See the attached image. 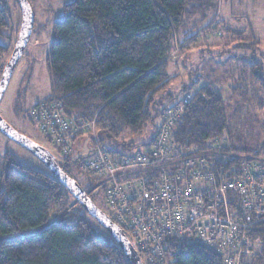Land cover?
Segmentation results:
<instances>
[{
  "label": "trees",
  "instance_id": "1",
  "mask_svg": "<svg viewBox=\"0 0 264 264\" xmlns=\"http://www.w3.org/2000/svg\"><path fill=\"white\" fill-rule=\"evenodd\" d=\"M218 2L72 0L64 5L62 15L53 23L46 58L51 94L28 110L30 121L38 129L31 110L41 104L55 105L68 120H95L96 139L103 148L112 151L117 150L112 149L114 145L134 149L133 142L125 140V133L140 135L153 126V135L142 145L144 148L158 130L160 123L155 121H161L168 108L179 104L182 96L191 92L193 100L185 106L172 130V139L184 149L204 152L209 140L230 133V102L227 104L222 94L223 87L208 76L196 92L191 87L198 84L197 79L178 95L161 96L173 79L169 75L173 55L178 49L182 54L184 49L195 45L199 31L209 32L213 24L192 31L197 26L191 20L197 16L202 20L208 18L210 12L217 10ZM7 27L6 9L0 0V38ZM251 44L248 50L258 48L257 43ZM7 51V46L0 43V58ZM241 60L248 63V77L252 81L240 77L243 87L233 106L247 95L249 83L264 89L263 65L253 55ZM258 105L264 106L263 98ZM40 134L62 159L55 161L74 178L69 163L81 170L84 159L92 153L93 139L81 137L75 143L88 144L90 154L81 157L73 152L65 156L49 137ZM220 152L224 159L216 160L214 168L227 170L235 162L231 156L248 154L249 158L264 159V140L251 152H239L231 145L222 147ZM83 189L95 203V195L91 194L94 186ZM251 233L264 240V223ZM0 264L129 263L114 239L48 170L19 163L6 153L0 160ZM175 264H222V258L201 246L183 244ZM246 264H264V245Z\"/></svg>",
  "mask_w": 264,
  "mask_h": 264
},
{
  "label": "built area",
  "instance_id": "2",
  "mask_svg": "<svg viewBox=\"0 0 264 264\" xmlns=\"http://www.w3.org/2000/svg\"><path fill=\"white\" fill-rule=\"evenodd\" d=\"M192 100L191 92L182 96L164 112L148 146L123 154L98 142L95 120H68L55 105H37L30 115L65 156L81 137L93 139L92 156L81 170L95 178L92 196L102 192L100 209L143 264H175L183 244L215 252L222 264H246L264 245L251 233L264 223V159L231 156L235 162L218 171L220 150L230 147L226 138L209 140L204 152L176 144L172 130Z\"/></svg>",
  "mask_w": 264,
  "mask_h": 264
},
{
  "label": "rangeland",
  "instance_id": "3",
  "mask_svg": "<svg viewBox=\"0 0 264 264\" xmlns=\"http://www.w3.org/2000/svg\"><path fill=\"white\" fill-rule=\"evenodd\" d=\"M28 1L35 17L34 28L27 48L0 100V115L17 131L46 148L57 161L61 162V157L45 142L36 125L30 121L28 110L51 94L46 58L52 41L53 23L62 15L64 5L72 0ZM2 5L6 9L8 27L3 29L0 43L7 46L8 51L0 58L1 70L11 57L21 25V11L15 0H2ZM191 23L197 26V29L192 31L202 30L208 23L212 25L209 32L199 31L195 45L184 49L182 54L178 49L173 55L169 69V75L173 76V79L161 97L178 95L183 87H188L197 79L198 84L194 88L191 87L192 92H196L197 87L209 76L210 81H215L214 83H219L223 87L222 94L227 104L230 102L228 113L230 133L221 138H227L228 144L239 152H251L264 140V106L258 105L262 98L264 100V89L249 83L247 95L235 106L233 103L240 98L238 95L242 91L240 77L251 80L248 77L250 76L248 63H244L241 58L253 55L264 68V0H219L217 10L210 12L208 18L202 20V17L197 16ZM252 42L257 43L258 48L248 50L247 47L253 46ZM155 123L159 124L160 119ZM152 135L153 126L140 135H131L127 132L125 140L133 142L134 149L129 151L122 146L111 147L121 154L142 150V145ZM89 147L85 142H78L75 145L74 156L85 157ZM6 153L13 155L19 163L47 171L32 154L0 133L1 161ZM91 156L92 154L87 158ZM243 156L249 158L248 154ZM69 170L82 187L88 188L89 185L95 187V178L80 170L78 165L70 162ZM95 193L97 195L94 196V201L102 208L104 204L102 192L96 189Z\"/></svg>",
  "mask_w": 264,
  "mask_h": 264
},
{
  "label": "water",
  "instance_id": "4",
  "mask_svg": "<svg viewBox=\"0 0 264 264\" xmlns=\"http://www.w3.org/2000/svg\"><path fill=\"white\" fill-rule=\"evenodd\" d=\"M21 11L20 30L10 59L0 76V100L6 91L12 74L23 56L34 28V13L28 0H15ZM0 133L13 141L39 160L69 192L83 210L103 228L117 243L129 264H143L141 258L126 234L91 200L89 194L74 178L70 177L55 161V158L43 146L23 135L0 115Z\"/></svg>",
  "mask_w": 264,
  "mask_h": 264
},
{
  "label": "crops",
  "instance_id": "5",
  "mask_svg": "<svg viewBox=\"0 0 264 264\" xmlns=\"http://www.w3.org/2000/svg\"><path fill=\"white\" fill-rule=\"evenodd\" d=\"M41 102V101H40ZM39 103V102H38ZM37 104V103H36Z\"/></svg>",
  "mask_w": 264,
  "mask_h": 264
},
{
  "label": "flooded vegetation",
  "instance_id": "6",
  "mask_svg": "<svg viewBox=\"0 0 264 264\" xmlns=\"http://www.w3.org/2000/svg\"><path fill=\"white\" fill-rule=\"evenodd\" d=\"M84 188V187H83Z\"/></svg>",
  "mask_w": 264,
  "mask_h": 264
}]
</instances>
